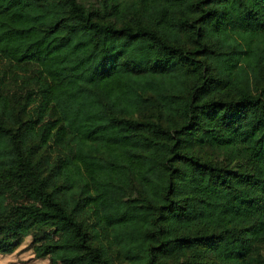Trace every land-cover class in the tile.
Wrapping results in <instances>:
<instances>
[{
    "label": "trees",
    "instance_id": "16d2710c",
    "mask_svg": "<svg viewBox=\"0 0 264 264\" xmlns=\"http://www.w3.org/2000/svg\"><path fill=\"white\" fill-rule=\"evenodd\" d=\"M255 34L264 0H0V255L264 264Z\"/></svg>",
    "mask_w": 264,
    "mask_h": 264
},
{
    "label": "rangeland",
    "instance_id": "374dc122",
    "mask_svg": "<svg viewBox=\"0 0 264 264\" xmlns=\"http://www.w3.org/2000/svg\"><path fill=\"white\" fill-rule=\"evenodd\" d=\"M251 41L246 43V47L251 49L252 59L256 63L264 61V34L251 35ZM249 73L255 76V69L247 64H241L235 73V78ZM8 197H0V213L4 210ZM38 244H31V237H25L22 243L8 255H0V264H58L57 259L47 257L39 259L35 257L34 246Z\"/></svg>",
    "mask_w": 264,
    "mask_h": 264
}]
</instances>
